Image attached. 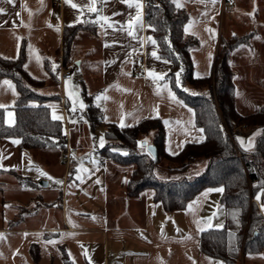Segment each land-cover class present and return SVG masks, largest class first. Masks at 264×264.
I'll use <instances>...</instances> for the list:
<instances>
[{
    "label": "crops",
    "instance_id": "1",
    "mask_svg": "<svg viewBox=\"0 0 264 264\" xmlns=\"http://www.w3.org/2000/svg\"><path fill=\"white\" fill-rule=\"evenodd\" d=\"M228 1L230 12L225 13L221 10L222 0H179L189 14L185 25L191 21L188 32L184 25V33L198 40V46L190 50L196 77L211 74L221 29L227 26L230 32L235 26L242 29H235L239 32L232 35L246 30L252 33L249 43L241 45L240 52L232 58L234 49L229 59L235 74L236 109L240 114H250L264 106V0ZM141 4L142 26H136L138 39H133L127 34V21L137 9L121 0H96V12L89 11L91 0H0V7L5 9L0 13V55L16 57L24 40V66L31 76L48 79L44 62L56 65L57 83L48 85L45 91L60 95V101L50 105L56 106V114L64 123L66 143L77 149L76 163L68 168L59 147L23 149L21 142L13 143L18 138H0V169L4 170L0 172V264H66L64 257L73 264H222L199 249L201 229L209 228V223L211 228H217L225 222L221 191H207L219 188L202 190L185 209L169 215L145 191L127 196L132 168L101 156L102 146L94 143L88 123L74 115L85 108L80 109L77 103L73 110V101L65 90L68 79H61L59 74L63 27L94 24L95 34L78 32L67 65L72 68L75 62L79 66L86 59L85 51H99L98 65L105 86L97 104L104 120L120 126L123 115L124 123L131 126L144 118L161 117L169 154L178 153L187 142L202 141L204 132L195 125L193 109L177 96L182 103L171 100L166 89L157 88L165 82L171 88L170 83L154 80L146 71L166 73L167 66L152 55L156 46L147 40L152 36L144 21L142 0ZM98 16H108L115 27H101L104 22H97ZM82 46L85 49L79 52ZM139 55L144 56V72L134 74L131 66ZM37 56L41 59L37 60ZM72 72L71 81L75 75L73 69ZM5 80L8 79L0 82ZM74 90L83 97L82 87L75 85ZM14 99L15 88L0 83V105L12 107ZM6 113L7 122L12 123L13 115L8 116L12 110ZM259 133L260 129L237 138L244 145L251 139L254 145ZM241 140L237 139L240 145ZM78 167L87 169L79 173L82 179H77ZM37 169L54 179L41 176ZM11 170L28 182L22 184ZM38 180L46 181V186L52 184L45 202L41 201L45 190H39L44 188L34 184ZM51 191L58 194L50 198ZM16 219L18 224L10 227ZM240 260L241 264H264V249L241 255Z\"/></svg>",
    "mask_w": 264,
    "mask_h": 264
},
{
    "label": "trees",
    "instance_id": "2",
    "mask_svg": "<svg viewBox=\"0 0 264 264\" xmlns=\"http://www.w3.org/2000/svg\"><path fill=\"white\" fill-rule=\"evenodd\" d=\"M142 1L144 21L156 41V53L167 66L163 80L168 81L175 95L193 109L195 125L203 130L204 139L187 142L178 153L169 154L165 150L161 117L144 118L126 127L106 122L101 107L84 87L81 93L87 107L83 113L74 112V115L78 120H86L92 134L99 127L103 128L105 143L99 149L101 156L132 168L126 187L129 197L145 191L169 215L185 209L202 190L222 188L220 203L225 213L224 225L201 231L199 249L222 264H241V255L264 249V214L256 199L257 192L264 186V106L250 114L237 111L235 74L229 60L234 49L249 43L252 33L220 38L211 74L196 77L190 50L198 46V40L184 33L188 11L183 6L177 8L172 0ZM81 30L95 34L96 26L80 23L63 27L64 65L71 62L74 40ZM25 58L24 40L16 57L0 55V81L8 79L15 88L12 107H0V138H18L23 149L59 147L64 151V123L61 119L53 120L48 107L59 102L60 95L45 91L48 85L57 83L58 68L53 70L45 61L48 79H38L25 69ZM178 71L180 87L175 82ZM8 109L13 112L12 123L7 122ZM256 129H260V133L254 146L246 150L238 143L237 135L246 136ZM149 133H153L150 144L155 147V157L140 150L136 143ZM113 149L125 150L127 155ZM162 161L168 164V177L155 173ZM201 163H204L203 168L195 172ZM10 172L21 179L16 171ZM18 222L16 219L9 225L12 227ZM64 261L73 264L67 257Z\"/></svg>",
    "mask_w": 264,
    "mask_h": 264
},
{
    "label": "snow or ice",
    "instance_id": "3",
    "mask_svg": "<svg viewBox=\"0 0 264 264\" xmlns=\"http://www.w3.org/2000/svg\"><path fill=\"white\" fill-rule=\"evenodd\" d=\"M7 2H8V3H14V0H7ZM66 2H67V3H71V0H66ZM103 2L106 3L107 0H103ZM121 2L127 4L130 8L134 6V7L137 9V11H136V15L133 16V17H131V18L127 21V34H128V36L132 37L133 39H138V37L136 36V31H137L136 26H137V25H141V26H142V13H141V11H140V9L142 8L141 0H121ZM172 2L176 4L177 8L182 7V5L180 4L179 0H172ZM91 4H92V6L89 7V11H90V12H96V11H97V8L95 7L96 0H91ZM72 7L75 8V7H78V5H76V4H72ZM4 11H5V9H4L3 7H0V13H2V12H4ZM113 15H116V13H113ZM99 21H103V22H104V23L101 25V27H104L105 25H106L107 27H112V28L115 27L114 23L110 21V18H109L108 16H98V17H97V22H99ZM190 24H191V21L189 22L188 25H185V32H188ZM120 30L123 31V30H125V29H124V28H121ZM209 31H212V30L209 29ZM141 39H142V38H141ZM147 40L150 41L153 45L156 44V41H155L152 37H147ZM106 46H107V45H106ZM169 46H171V45H170V42H169ZM30 47H31V46H30ZM152 55H153L156 59H161V57H159V56L157 55V53H156L155 50L152 52ZM209 55L211 56V54H209ZM40 59H41V58H40L39 56H37V60H40ZM166 62H167V61H166ZM55 67H56V65L53 64V70H55ZM146 71L148 72V75H149V76L153 77L154 80H160V79H163V78L165 77V75H166L165 73H156L154 70H146ZM181 71H182V69H181ZM70 81H71V78L69 77L68 80H65L64 83H65V90H66L67 95L69 96L70 99L73 100V110H75V106H76L77 103H78L80 109H84V108H86L87 105H85V104L83 103V101L79 99L78 93L69 90ZM175 82H176V86H177V87H180V86H181L180 72H179V71L176 73V81H175ZM0 83L6 84V85H8L10 88H13V89H14V86L12 85L11 81L5 80V81H2V82H0ZM161 87H162L163 89H166V90H167V92H168V96H169V98H170L171 100H173V101H175V102H177V103H182V101L177 100L175 93L171 90V88L169 87L168 83L165 82L162 86L159 85V84L157 85V88H158V89L161 88ZM184 90L187 91V89H184ZM105 91H107V89H106ZM106 98H107V97H105V99H106ZM96 99H97V100H100V99H101V96L98 95V96L96 97ZM0 107H5V106H4V105H0ZM48 107H51V108L53 109V112H52V119H53V120H59V119H61V117L58 116V115L56 114V111H55L56 106H54V105H49ZM154 111H155V109H154ZM157 114H158V112H157ZM12 115H13L12 113H8V116H9V117H11ZM127 115H132V114H131V113H128ZM8 122L11 123V121H8ZM165 123H167V122H165ZM120 126H121V127H126V126H128V125H126V124L124 123V116H123V115H122L121 118H120ZM201 131H202V130H201ZM254 135H255V134H254ZM201 139H203V137H201ZM237 139H238V140H241V138H237ZM99 142H100V146H103V145H104L105 141H104V139H103V135H101V137H100V141H99ZM13 143H20V141H19V140H14ZM136 143H137V146L141 148V150L146 151L149 155H151V146L149 145L147 138H145V139H143V140H140V141H137ZM241 146H242V147H245L246 150H247V149H251L254 145H253V141H252L251 139H249L247 145H244L243 140H241ZM113 151H120L122 154L127 155V152H126L125 150H122V149H113ZM173 154H175V153H173ZM30 163H31V161H30ZM0 166H2V165H0ZM37 171L40 172V175H41V176H47L48 179H50V180L54 179L53 177L49 176L48 173L43 172V171L40 170V169H37ZM86 171H87V169H83L82 167H78V169H77V173H78V174H77V179H82V177L79 175V173H80V172H86ZM55 183L60 184V183H62V181H60V180H55ZM97 183H99V181H97ZM222 190H223V189L220 188V189H208L207 191H222ZM262 196H264V186H262V187L260 188V191L257 192V194H256V199H257L258 201H260L261 198H262ZM191 207H192V205L190 204V205H189V208H191ZM260 207H261V211H264V202H261ZM233 218L235 219V213L233 214ZM210 219H211V218H209V220H210ZM208 227L211 228L212 225L209 223V224H208ZM216 227L219 228V227H222V225H216ZM201 231H203V229H201ZM2 235H3V234H0V236H2ZM25 235H27V234H25ZM48 243H55V241H48ZM85 254H86V253H85Z\"/></svg>",
    "mask_w": 264,
    "mask_h": 264
},
{
    "label": "rangeland",
    "instance_id": "4",
    "mask_svg": "<svg viewBox=\"0 0 264 264\" xmlns=\"http://www.w3.org/2000/svg\"><path fill=\"white\" fill-rule=\"evenodd\" d=\"M235 29H242V28H235V26H233L232 30L229 32V29L227 28V26H225L223 29H221V36H222L221 39L224 40L226 38L231 37L232 36V32L238 33L239 31L235 30ZM248 32L249 31L246 30V32H244L243 34H247ZM243 34H241V35H243ZM250 40H251V38H250ZM218 41L220 42L219 38H218ZM239 48H242V47L240 46V47L236 48L235 51H233L232 58L233 57L235 58L236 55L240 52ZM83 49H85V48H83V46H82V48L79 49L80 50L79 52H81ZM84 53H85V56H86L85 61H83L79 66H76L75 62L72 63V65H73L72 69L74 70L75 75H74V78L72 79V81L74 83H72V81L70 82L69 90L70 91H75L74 90L75 89V85L76 86H80V87H84L85 90L88 93H91L93 95L95 103H99L100 100H97L96 97L98 95L101 96L102 87L105 86L102 83V77H101L102 68L98 65V62H99L98 59H100L99 58V51H96L93 48L92 50L85 51ZM80 77H81V80H79ZM160 80H158V81H160ZM162 81H163V79H162ZM51 85H52V87L54 86V84H51ZM79 98L84 103L83 97H79ZM84 121H86V120H84ZM256 130H258V129H256ZM255 131H252L251 133H254ZM101 135H102V132H101V128L99 127L94 132L93 137H92L93 140H94V143H97L98 145H100L99 141H100ZM152 136H153V133H149V134L145 135L143 137V139L147 138L148 143L150 144V141L152 140ZM239 136H241V135H237V137H239ZM103 139H104V136H103ZM139 149L141 150V148H139ZM203 164L204 163L198 164L196 166V169H194V171L195 172L201 171V169L204 166ZM167 168H168V164L166 162L162 161L160 163V165H158L155 168V173L159 177H168V173H170V172L167 171ZM20 181H21L22 184H25V183L28 182V180L25 177L21 178ZM40 181H44V180L34 181V184L37 187H39V188H44V189H39V190H45V194H44V196L42 197V200H41L42 202H45V199H46V196H48L49 190L52 189V184H50L49 186H43V185L40 184ZM34 190L37 192L38 189H34ZM56 193L58 194V192H56ZM56 193H54V191H51V194L49 195L50 198L55 197ZM258 202H259V205L261 204V202H264V196H262L261 200L258 201Z\"/></svg>",
    "mask_w": 264,
    "mask_h": 264
},
{
    "label": "built area",
    "instance_id": "5",
    "mask_svg": "<svg viewBox=\"0 0 264 264\" xmlns=\"http://www.w3.org/2000/svg\"><path fill=\"white\" fill-rule=\"evenodd\" d=\"M54 4H58L57 1H54ZM221 10L222 12L228 13L230 12V4L228 0H222L221 3ZM61 68L59 71L61 79H68L73 76L72 68L69 65H64L62 63V59L60 62ZM131 71L134 74H142L144 72V56L139 55L137 56L136 62L131 66ZM67 140V137H66ZM77 152L76 147L69 146L66 143L65 150L62 155V161L66 167L70 168L72 165L76 163L75 154ZM253 200V199H251Z\"/></svg>",
    "mask_w": 264,
    "mask_h": 264
},
{
    "label": "water",
    "instance_id": "6",
    "mask_svg": "<svg viewBox=\"0 0 264 264\" xmlns=\"http://www.w3.org/2000/svg\"><path fill=\"white\" fill-rule=\"evenodd\" d=\"M151 146V156L152 157H155L156 156V150H155V147L153 144H149ZM40 184L43 185V186H46L47 185V182L46 181H40Z\"/></svg>",
    "mask_w": 264,
    "mask_h": 264
}]
</instances>
